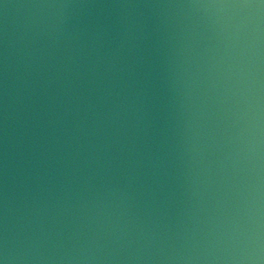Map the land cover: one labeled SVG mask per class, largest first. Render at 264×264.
Listing matches in <instances>:
<instances>
[{"label": "water", "instance_id": "1", "mask_svg": "<svg viewBox=\"0 0 264 264\" xmlns=\"http://www.w3.org/2000/svg\"><path fill=\"white\" fill-rule=\"evenodd\" d=\"M182 2L185 0H0V225L5 185L11 230L20 231L33 221L32 227L68 236L80 224L76 208L65 206L61 211L57 206L62 198L61 183L71 179L68 161L76 155V144L66 145L69 136L65 133L84 116L82 107L78 115L72 109L83 106L96 93L85 74L89 62L85 55L80 57L79 68L68 57L78 46L87 53L86 45L97 34L106 49L114 48L129 28L135 36L134 47L125 44L121 53L124 71L117 74V82L134 95L139 110L133 131L142 161L137 185L141 218L175 235L218 223V218L232 212L235 201L219 183L223 178L219 161L231 150L230 120L226 119L230 113L226 105H218L223 111H216L211 120L216 143L203 153L202 160L198 149L204 118L197 98L202 97L203 87L184 72L190 65L194 72L192 57L217 43L208 14L155 6ZM52 4L73 6H46ZM57 36L59 41L54 39ZM185 43L194 51H187ZM25 81L30 88H25ZM80 143H85L83 138ZM209 161L211 174L204 171ZM206 179L217 183L205 184ZM37 209L42 210L39 215Z\"/></svg>", "mask_w": 264, "mask_h": 264}, {"label": "clouds", "instance_id": "2", "mask_svg": "<svg viewBox=\"0 0 264 264\" xmlns=\"http://www.w3.org/2000/svg\"><path fill=\"white\" fill-rule=\"evenodd\" d=\"M155 6L208 14L217 43L192 57L194 72L193 65L184 72L203 87L202 97L197 98L204 118L198 149L202 160L203 153L216 143L211 120L216 111H223L218 105H226L230 113L226 119L230 120L231 150L219 161L223 173L219 183L235 201L232 212L218 218V223L175 235L141 218L137 185L142 161L133 131L139 110L134 95L117 82V74L124 71L121 53L126 43L134 47L135 36L129 28L114 48L106 49L97 34L86 45L87 53L78 46L68 57L79 68L80 57L85 55L89 61L85 74L96 93L86 104L72 109L78 115L82 107L84 116L65 133L69 136L65 144L75 142L76 155L68 161L71 179L61 183L62 198L57 206L61 211L65 206L76 208L80 224L68 236L32 227L33 221L20 231L11 230L5 185L0 264H264V0H185ZM184 48L194 51L190 43ZM30 87L25 81V88ZM4 111L7 127V57ZM185 151L191 153L192 149ZM204 171L211 174V161ZM210 183L217 182L205 180ZM36 211L39 215L42 210Z\"/></svg>", "mask_w": 264, "mask_h": 264}]
</instances>
